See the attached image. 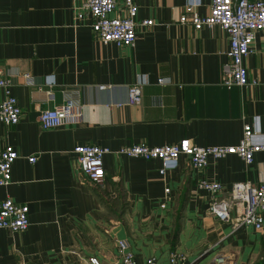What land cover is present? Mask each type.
<instances>
[{
    "label": "crops",
    "instance_id": "obj_1",
    "mask_svg": "<svg viewBox=\"0 0 264 264\" xmlns=\"http://www.w3.org/2000/svg\"><path fill=\"white\" fill-rule=\"evenodd\" d=\"M188 1L137 0L136 42L119 47L95 35L92 17L77 19L85 0H0V74L22 109L18 124L0 120V150L12 145L19 155L0 198L28 204L30 220L25 231L0 230V264H87L91 256L120 264L119 238L130 243L137 264L149 257L168 264L171 252L190 264H210L219 253L230 264H264V228L219 221L209 210L211 194L198 188L200 179L217 181L228 197L234 183L258 185L264 151L250 165L229 155L210 158L204 169H192L181 156L165 175L159 159L117 153L182 139L236 145L246 123L264 135V30L245 59L250 84L226 86L228 34L217 25L196 29L181 22ZM201 1L198 12L205 16L210 0ZM147 19L154 24L142 25ZM161 77L171 83H159ZM136 83L142 102L130 105L128 89ZM71 96L84 106L82 121L43 129L41 110ZM4 99L0 88V104ZM80 144L111 151L99 185L80 168L73 152Z\"/></svg>",
    "mask_w": 264,
    "mask_h": 264
},
{
    "label": "built area",
    "instance_id": "obj_2",
    "mask_svg": "<svg viewBox=\"0 0 264 264\" xmlns=\"http://www.w3.org/2000/svg\"><path fill=\"white\" fill-rule=\"evenodd\" d=\"M201 0H189L180 21L189 23L196 29L205 26H219L229 37V61L222 67V82L226 86H247L250 84L245 59L253 52V44L259 31L264 30V0H210L209 13L202 16L198 8ZM119 6L123 13H117ZM137 0H85L77 10V19L90 16L93 19L92 29L103 43H115L119 47L133 46L137 38ZM115 13V14H114ZM114 14V15H113ZM142 25L150 26L153 20L147 19ZM28 84L33 85L32 76L25 74ZM161 84L171 83V79L161 77ZM106 85H101L105 89ZM0 88L5 91V99L0 104V120L6 125L20 122L22 109L17 97L12 93V83L0 74ZM142 102V85L136 83L128 89V104L139 105ZM121 106L123 103H116ZM83 104L75 97L53 108L43 109L39 120L43 129H51L63 125H75L83 119ZM264 151V135L251 123L244 126L243 136L236 145H220L203 147L194 144L190 139H182L178 143L162 146H149L138 143L122 147L117 151L120 155L140 157L146 160L159 159L162 162L160 173L166 174L168 169L177 167L181 156L188 159L192 169H204L210 158L223 159L229 155H237L247 164H252L255 155ZM73 152L77 155L83 173L93 185L101 184L106 177L104 157L110 149L95 144L76 145ZM19 157L12 145L0 150V187L8 186L12 180V167ZM36 156L30 157L35 162ZM198 188L211 194L210 213L221 222L232 223L234 229L252 226L261 231L264 228V179L258 185L246 182L234 183L230 196L224 197L221 183L200 179ZM171 188L166 187L168 197ZM30 225L28 204L17 203L12 198H0V230L13 232L25 231ZM120 264H137L135 253L130 243L123 238L116 240ZM87 264H102L97 256L87 259ZM147 264H159L156 257H149ZM168 264H190L184 255L171 252ZM210 264H230V259L222 253L215 256Z\"/></svg>",
    "mask_w": 264,
    "mask_h": 264
}]
</instances>
